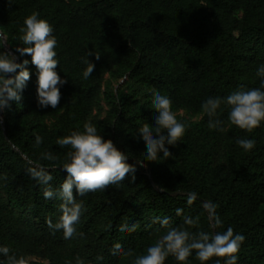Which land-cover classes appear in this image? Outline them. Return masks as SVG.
<instances>
[{"label":"trees","instance_id":"1","mask_svg":"<svg viewBox=\"0 0 264 264\" xmlns=\"http://www.w3.org/2000/svg\"><path fill=\"white\" fill-rule=\"evenodd\" d=\"M33 11L53 26L56 70L68 82L56 109L38 107L36 68L30 62L22 100L0 113V245L23 256L26 264H41L32 258L46 264H77L78 259L83 264H132L167 231L161 220L168 218L169 226L190 232L232 227L245 236L237 264H264V123L246 132L228 122L229 109L222 105L220 132L208 127L200 107L209 96L259 87L264 0H0V50L25 47L20 28ZM87 52L100 58L88 57L95 68L84 80ZM23 59L31 61L29 55ZM107 73L128 75L133 90L114 92L109 83L104 91ZM154 91L171 98L174 112L201 119L177 116L187 129L176 145H166L171 155L145 161L147 148L138 141V129L154 125ZM102 96L109 110L104 118L92 119ZM88 120L129 156L136 179L76 196L84 211L66 239L63 230L50 226L61 215L62 201L46 199V186L28 169H47L53 177L50 186L57 189L66 175L63 163L70 146L56 141L83 130ZM37 134L43 138L39 146ZM245 136L256 140L247 152L235 143ZM44 152L56 160L43 159ZM191 193L196 199L189 203ZM206 203L216 205L222 225L214 226ZM185 217L198 223L185 225ZM131 225L135 230L121 232ZM116 244L123 253L113 254ZM194 253L187 264H200ZM216 259L224 258L213 257L207 264ZM164 264L178 262L170 255Z\"/></svg>","mask_w":264,"mask_h":264},{"label":"clouds","instance_id":"2","mask_svg":"<svg viewBox=\"0 0 264 264\" xmlns=\"http://www.w3.org/2000/svg\"><path fill=\"white\" fill-rule=\"evenodd\" d=\"M9 4L12 0H8ZM22 35L19 39L25 47L13 50H0V113L11 108L13 102L19 104L22 100L23 90L30 79V70L27 65L31 62L36 68V100L40 108L56 109L61 98V87L68 81L57 72L59 64L56 52L57 39L53 35V26L47 19L42 18L38 11L27 15L20 28ZM17 53L19 55H17ZM97 53L87 52L83 59L86 67L82 71V78L87 80L95 68L88 57ZM29 55L28 59L20 60V57ZM18 70V71H17ZM259 79V87L245 89L243 87L232 91L227 96H209L201 103L202 112L208 117V127L222 132L224 121L219 119L221 106L229 109L227 120L230 124L251 133L255 128L264 123V64L256 69ZM152 106L155 109L154 125L141 124L138 132L139 139L146 145L145 161H157L171 155L166 145H176L183 137L187 129L186 122L178 120L172 110V100L169 96L159 91L152 93ZM83 130H72L66 136L58 138L56 143L60 146H70L65 154L63 171L66 172L63 182L57 189L50 186L53 177L42 166L28 169L32 178L45 185L44 197L50 199L53 196L61 201V215L58 221L50 226L57 230H63L64 237L70 238L76 231L75 225L79 221L84 206L82 201H77L76 196H83L89 191L103 190L110 184H118L126 178L136 179V167L128 163L129 156L121 151L111 139H106L98 131L92 121H85ZM40 135L35 136V145L42 143ZM235 143L244 151H250L256 146V140L247 136L236 139ZM162 153V155H161ZM43 159L55 161L56 157L51 152L41 154ZM145 161H140L144 165ZM75 191V195H74ZM196 199V194L189 195V203ZM213 219L214 226L222 225L223 221L215 214L216 205L206 203ZM181 212L177 209V214ZM197 219L185 217V225H196ZM161 225L167 227V231L160 236L155 243L147 247L146 252L134 257L132 264H164L171 255L178 264H187V260L193 255L200 264H207L213 257L214 264H237L238 255L245 236L234 232L232 227L224 231L205 232L203 230L190 232L185 227L169 226L168 218L161 220ZM136 225L123 226L121 232L135 230ZM124 249L114 245L113 254L123 253ZM128 254V253H124ZM0 264H26L23 256L10 254L7 245H0ZM77 264H83L78 259Z\"/></svg>","mask_w":264,"mask_h":264},{"label":"rangeland","instance_id":"3","mask_svg":"<svg viewBox=\"0 0 264 264\" xmlns=\"http://www.w3.org/2000/svg\"><path fill=\"white\" fill-rule=\"evenodd\" d=\"M109 83H111V89L114 92L124 91V92L130 93L134 88L132 81L129 79L128 75H124V76H121L118 78H113L110 73H107L104 77V91L106 90V87ZM108 110H109V106L106 103L104 96H102L101 108L99 110L96 109L94 111L92 119L104 118ZM175 113H176V116L188 118L192 121H199L201 119V116H193L192 117L189 114H187L185 111H176ZM30 260L31 261H37L41 264H46L44 261L36 259V258H32Z\"/></svg>","mask_w":264,"mask_h":264}]
</instances>
